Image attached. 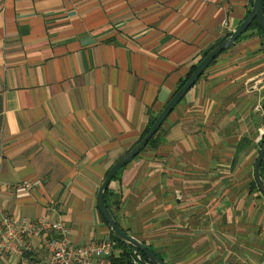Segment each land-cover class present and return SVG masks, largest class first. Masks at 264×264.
<instances>
[{
  "label": "crops",
  "instance_id": "crops-1",
  "mask_svg": "<svg viewBox=\"0 0 264 264\" xmlns=\"http://www.w3.org/2000/svg\"><path fill=\"white\" fill-rule=\"evenodd\" d=\"M252 7L0 0V222L58 217L79 246L110 239L97 204L108 172ZM263 105L264 38L253 30L111 183L118 224L166 264H264V198L253 187ZM59 236L16 243L21 254L0 253V264H47L43 240Z\"/></svg>",
  "mask_w": 264,
  "mask_h": 264
},
{
  "label": "water",
  "instance_id": "water-1",
  "mask_svg": "<svg viewBox=\"0 0 264 264\" xmlns=\"http://www.w3.org/2000/svg\"><path fill=\"white\" fill-rule=\"evenodd\" d=\"M255 21H258L260 29L264 32V0H253V7L246 18V20L240 25V27L232 33V35L222 41L213 50H211L206 57H204L198 64L195 72L186 82V84L176 93V95L168 102L166 107L157 117L155 123L151 127L148 134L139 142L130 152L122 156L110 169L106 178L104 179L97 195L98 208L109 225L110 231L113 236L122 244L132 247L143 253L148 258L150 264H166L160 257L149 250V248L128 234L116 221L114 215L106 204V192L109 190L111 183L117 174L130 163H132L148 146L150 141L156 136V134L163 127L164 123L170 117V115L176 110V108L185 99L188 93L195 87L198 81L202 78L205 72L210 68L213 62L219 58L224 52L233 48L239 38L244 36L252 27ZM264 164V147L259 154V158L256 163V182L261 194L264 197V179L262 177V166Z\"/></svg>",
  "mask_w": 264,
  "mask_h": 264
},
{
  "label": "built area",
  "instance_id": "built-area-1",
  "mask_svg": "<svg viewBox=\"0 0 264 264\" xmlns=\"http://www.w3.org/2000/svg\"><path fill=\"white\" fill-rule=\"evenodd\" d=\"M223 26L227 27L228 24L225 22ZM259 141H264V128L260 131ZM31 187V184L24 185L26 190ZM46 232H56L60 235L59 238L43 240L44 249L49 253L47 264H112L110 259L118 252L116 241L111 239L100 244L79 246L72 240L71 231L58 217L49 220H15L13 217L4 216L0 222V253L9 254L16 251L21 254L16 243L42 237Z\"/></svg>",
  "mask_w": 264,
  "mask_h": 264
},
{
  "label": "trees",
  "instance_id": "trees-1",
  "mask_svg": "<svg viewBox=\"0 0 264 264\" xmlns=\"http://www.w3.org/2000/svg\"><path fill=\"white\" fill-rule=\"evenodd\" d=\"M253 30H255V31H257L258 32V34L261 36V37H263L264 38V32L260 29V27H259V24H258V21H255L254 22V24L252 25V27L249 29V31H253ZM248 31V32H249ZM232 34L231 33H229V34H227L223 39H222V41H224L225 39H227V38H229L230 36H231ZM242 39V37L241 38H239V40L238 41H240ZM221 41V42H222ZM220 42V43H221ZM209 53V52H208ZM208 53L205 55V57L208 55ZM218 59V58H217ZM216 59V60H217ZM216 60L213 62V64L216 62ZM212 66V65H211ZM196 68H197V66H195V67H193L192 69H191V71H190V74L185 78V79H183L181 82H180V84H179V86H178V89H177V91H176V93L186 84V82L189 80V78L192 76V74L195 72V70H196ZM203 77V76H202ZM176 93L172 96V98L176 95ZM171 98V99H172ZM263 111H264V105H263ZM157 117L158 116H156L155 118H153L152 119V121H151V123H150V125L148 126V128L146 129V131H145V133L142 135V137H141V139H140V141L139 142H141L142 141V139L148 134V132L150 131V129H151V127L153 126V124L155 123V121H156V119H157ZM162 129H163V127L160 129V131L156 134V136L150 141V143L148 144V146H147V148L142 152V153H144L147 149H149L150 147H153L154 145H156L157 144V142H158V137H159V135H160V133H161V131H162ZM138 142V143H139ZM137 143V144H138ZM136 144V145H137ZM135 145V146H136ZM134 146V147H135ZM133 147V148H134ZM263 147H264V141H262V143H261V148L263 149ZM132 148V149H133ZM131 149V150H132ZM130 150V151H131ZM129 151V152H130ZM141 153V154H142ZM140 154V155H141ZM139 155V156H140ZM138 156V157H139ZM137 157V158H138ZM124 169V168H123ZM122 169V170H123ZM122 170L117 174V176L114 178V180H116V179H118L119 178V176H120V174H121V172H122ZM262 177H263V179H264V164H263V166H262ZM253 187H254V189H256L257 190V192L258 193H260V196L262 197V198H264L263 197V195L261 194V192H260V190H259V187H258V185H257V182H255V184L253 185ZM108 194H109V190L106 192V204H107V206H108V208L110 209V207H109V205H108V202H107V197H108ZM113 214V213H112ZM103 217V216H102ZM103 219H104V221L106 222V220H105V218L103 217ZM106 224H107V222H106ZM107 226L109 227V225L107 224ZM110 239L111 240H113V241H116V243H117V250H118V252H116V253H114V255L111 257V263L112 264H150V262H149V260H148V258L146 257V255H144L143 253H138V251L136 250V249H134V248H132V247H129V246H127V245H125V244H122V243H120L114 236H113V234L112 233H110ZM147 246V245H146ZM148 247V246H147ZM149 248V250L150 251H152V249H150V247H148ZM153 252V251H152ZM154 253V252H153ZM139 256L141 257V259H139Z\"/></svg>",
  "mask_w": 264,
  "mask_h": 264
},
{
  "label": "rangeland",
  "instance_id": "rangeland-1",
  "mask_svg": "<svg viewBox=\"0 0 264 264\" xmlns=\"http://www.w3.org/2000/svg\"><path fill=\"white\" fill-rule=\"evenodd\" d=\"M262 143V142H261ZM261 150H262V148H261ZM261 150H260V152H261ZM114 181V180H113Z\"/></svg>",
  "mask_w": 264,
  "mask_h": 264
}]
</instances>
